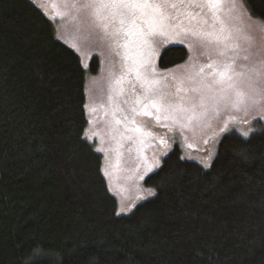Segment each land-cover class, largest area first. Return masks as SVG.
<instances>
[{
    "label": "trees",
    "instance_id": "obj_1",
    "mask_svg": "<svg viewBox=\"0 0 264 264\" xmlns=\"http://www.w3.org/2000/svg\"><path fill=\"white\" fill-rule=\"evenodd\" d=\"M242 2L264 22V0ZM86 74L33 3L0 0V264H264V130L224 136L209 169L175 147L143 181L155 195L118 216Z\"/></svg>",
    "mask_w": 264,
    "mask_h": 264
},
{
    "label": "snow or ice",
    "instance_id": "obj_2",
    "mask_svg": "<svg viewBox=\"0 0 264 264\" xmlns=\"http://www.w3.org/2000/svg\"><path fill=\"white\" fill-rule=\"evenodd\" d=\"M63 2L66 8L77 15L84 13L90 17L95 26L102 31L103 37L109 40V47L120 58L119 73L111 74L113 84L110 88L114 95H109L108 100L113 106L116 124H123L126 132L136 134L124 138L139 146L138 154L143 151L149 138L156 140L151 131H145L138 123L136 119L138 116H154L158 123L161 118L171 120L172 125L161 126L172 132L173 125H178L183 134V130L191 127L193 123L202 124L219 117L221 113H226L227 117L219 132H227L230 126H233L245 139L257 130L252 126L243 127L251 125L252 121L248 118L251 112L256 110L260 119L264 120V107H261L264 105V89L256 86L261 77H264V68L248 70L251 75L247 76V89L241 87V82L237 79L244 77L245 74L234 71L239 54L235 41L239 37L235 35L236 29L225 17H231L236 8V0H63ZM49 3L56 9V14L51 16V19L55 20L57 16L64 15L59 10L57 0H49ZM209 14L211 23L208 19ZM160 38H163V41L187 42L190 51L199 45L216 51L219 56L226 59L211 60L199 66L198 70L195 66L189 69L186 65H178V68L185 69V74L180 76L175 75V69H168L174 80V84L169 86L166 77L158 71L154 62L158 55L157 45L161 42ZM229 51L235 54L227 56ZM243 58L247 60L248 56L245 55ZM206 68L211 71L205 72ZM166 88H174V91H166ZM90 110L95 112L96 109L93 107ZM117 112L120 113L119 118H116ZM85 136L89 140L92 138L89 132H86ZM159 143L164 148L170 146L163 136L159 137ZM205 143L208 141L205 140ZM187 146L192 147L190 144ZM117 147L122 145L118 144ZM211 156L212 152L209 151L208 157L201 160L205 168L209 167L208 160ZM155 166H159L158 160ZM150 171L151 167L145 168L146 173ZM105 175L108 176L109 173L105 171ZM140 179H143V176ZM146 191L149 196L155 195L150 188ZM120 211L123 212L125 209L121 207ZM119 214L117 212V215Z\"/></svg>",
    "mask_w": 264,
    "mask_h": 264
},
{
    "label": "rangeland",
    "instance_id": "obj_3",
    "mask_svg": "<svg viewBox=\"0 0 264 264\" xmlns=\"http://www.w3.org/2000/svg\"><path fill=\"white\" fill-rule=\"evenodd\" d=\"M33 3L51 22L56 40L72 50L80 59L81 66L86 74L85 93H86V114L88 126L86 132L92 134L90 143L93 144L96 152L102 155L103 174L106 177L110 192L117 201V212L121 215L130 213L135 205L143 203L152 196L147 194V189L143 187L144 179L156 172L162 163V160L176 147L180 150L184 161L195 163L204 169H209L218 150V142L226 136L236 134L241 136L236 127L230 126L229 131L220 133L219 128L223 126V121L227 114L221 113L219 117L205 121L202 124H195L181 130L178 125H173V131L169 132L167 127L161 125H172L171 120L161 118L159 123L154 116H138L136 119L145 131H151L156 140L149 138V142L143 147V151L138 154L137 144L125 139V136L136 135L125 131L123 124L117 125L113 118V106L108 100L109 95H114L110 86L113 84L112 73H119L120 58L115 51L109 47V40L103 37L102 31L95 26L92 19L86 14L77 15L74 11L65 7L63 0H57L59 10L64 13L63 16H57L55 20L50 17L56 14L49 3V0H29ZM243 5L242 0H236V8L231 13V17H225L228 23L236 29L235 35L239 38L235 41L238 46V57L234 65L236 73H244V77H238L240 86L247 89V76L251 75L248 71L252 68H264V22L251 16ZM227 7V5H226ZM209 23L211 17L209 14ZM219 27V25H217ZM210 30V29H209ZM157 45L158 55L155 57L156 68L166 77L169 86L174 84L173 74L168 69H175V75L185 74L184 68H178V65H186L191 69L193 66L198 70L199 66L211 62V60L224 61L226 57H221L211 49H205L196 45L191 51L187 42L181 43L179 40L163 41ZM173 46L184 47L187 51L186 59L172 67L161 69L158 66L161 53ZM79 49V50H77ZM235 53L229 51L227 56ZM247 55L248 59L243 57ZM191 58V59H190ZM97 62V73L91 75L88 73L92 60ZM211 71L205 69V72ZM264 89V77H261L256 85ZM138 87V86H137ZM174 91V88H166ZM194 95V94H192ZM95 108V112L91 108ZM261 107H264L262 105ZM154 111V110H153ZM120 113H116V118ZM251 119V125L243 127H255L257 130L252 134L261 133L264 130V120L253 110L248 117ZM118 130V131H117ZM218 133V135H214ZM163 136L170 145L164 148L159 143V137ZM185 137L187 139H185ZM243 137V136H241ZM244 138V137H243ZM205 140L208 143H205ZM121 144L122 147H117ZM192 145L188 147L187 145ZM101 149V150H97ZM209 151L212 152L211 159L208 160L209 167L205 168L201 160L208 157ZM164 152L165 154H161ZM159 161V166L156 161ZM146 167H151L152 171L145 172ZM105 171L109 173L105 175ZM143 176V179L140 177ZM137 197H143L138 199ZM123 207L125 211L121 212ZM128 209H131L128 211Z\"/></svg>",
    "mask_w": 264,
    "mask_h": 264
}]
</instances>
